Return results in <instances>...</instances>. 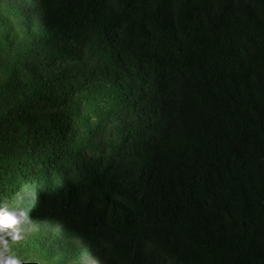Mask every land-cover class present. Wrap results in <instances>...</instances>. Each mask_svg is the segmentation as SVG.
<instances>
[{"label": "trees", "instance_id": "obj_1", "mask_svg": "<svg viewBox=\"0 0 264 264\" xmlns=\"http://www.w3.org/2000/svg\"><path fill=\"white\" fill-rule=\"evenodd\" d=\"M31 264H264V0H0V206Z\"/></svg>", "mask_w": 264, "mask_h": 264}, {"label": "clouds", "instance_id": "obj_2", "mask_svg": "<svg viewBox=\"0 0 264 264\" xmlns=\"http://www.w3.org/2000/svg\"><path fill=\"white\" fill-rule=\"evenodd\" d=\"M28 219L26 210H12L8 204L0 206V264H31L13 247V242L25 239L23 225Z\"/></svg>", "mask_w": 264, "mask_h": 264}]
</instances>
